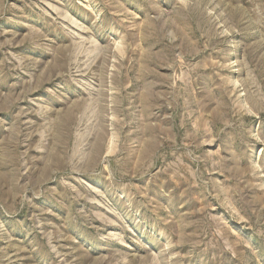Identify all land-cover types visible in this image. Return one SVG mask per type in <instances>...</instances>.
Here are the masks:
<instances>
[{"label":"rangeland","instance_id":"374dc122","mask_svg":"<svg viewBox=\"0 0 264 264\" xmlns=\"http://www.w3.org/2000/svg\"><path fill=\"white\" fill-rule=\"evenodd\" d=\"M0 264H264V0H0Z\"/></svg>","mask_w":264,"mask_h":264}]
</instances>
